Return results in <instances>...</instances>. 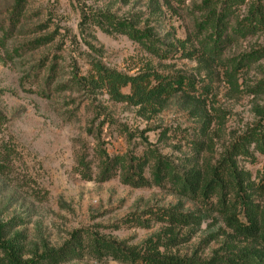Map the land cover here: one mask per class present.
<instances>
[{
    "label": "rangeland",
    "instance_id": "1",
    "mask_svg": "<svg viewBox=\"0 0 264 264\" xmlns=\"http://www.w3.org/2000/svg\"><path fill=\"white\" fill-rule=\"evenodd\" d=\"M99 68L185 85L134 105ZM233 214L264 233V0H0V224L20 260L264 264Z\"/></svg>",
    "mask_w": 264,
    "mask_h": 264
},
{
    "label": "trees",
    "instance_id": "2",
    "mask_svg": "<svg viewBox=\"0 0 264 264\" xmlns=\"http://www.w3.org/2000/svg\"><path fill=\"white\" fill-rule=\"evenodd\" d=\"M128 34L132 38H138V31L133 28L128 31ZM96 75L98 76L97 82L101 87L106 88L113 98L121 102H129L134 105H140L147 103L151 100L160 97H170L183 88L185 85L184 80L167 78L162 75L156 74H138V75H128L123 74L118 71H107L103 68H99ZM93 80H96L93 78ZM129 87L130 93H125L124 88ZM109 163H107V166ZM108 169V168H107ZM105 174V173H103ZM229 178L235 181L237 175H235L234 170L229 168L227 171ZM111 178L110 173L107 174L103 180ZM163 180V173L161 170L156 172V181L161 183ZM129 183H134L135 185L144 184V179L139 178L138 181H129ZM182 185V192L186 194H194L195 186L193 180L185 177L178 181V184ZM236 185V184H235ZM238 192L241 188L237 185ZM173 216V215H172ZM228 222L230 226L235 228V230L245 236L252 238L261 237L264 243V233L258 223L254 221L244 222L238 218L236 214L229 217ZM0 248L5 254L9 264H34L35 260L22 261L20 260L14 247L9 241L4 239L3 225L0 224ZM147 264H193L192 261L185 259H177L170 257H159L151 256L147 260Z\"/></svg>",
    "mask_w": 264,
    "mask_h": 264
}]
</instances>
